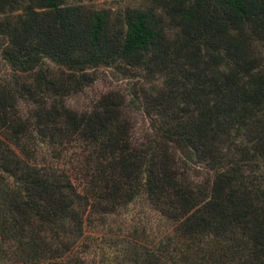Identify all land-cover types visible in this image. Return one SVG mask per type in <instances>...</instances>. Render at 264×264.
Listing matches in <instances>:
<instances>
[{"label": "trees", "instance_id": "1", "mask_svg": "<svg viewBox=\"0 0 264 264\" xmlns=\"http://www.w3.org/2000/svg\"><path fill=\"white\" fill-rule=\"evenodd\" d=\"M72 1L0 0V262L93 264L94 218L143 201L160 225L101 264H264V0ZM123 65L128 99L67 105Z\"/></svg>", "mask_w": 264, "mask_h": 264}, {"label": "rangeland", "instance_id": "2", "mask_svg": "<svg viewBox=\"0 0 264 264\" xmlns=\"http://www.w3.org/2000/svg\"><path fill=\"white\" fill-rule=\"evenodd\" d=\"M148 1L74 0L72 2H79L91 9H107L113 16L119 17L123 15L126 8H144L149 3ZM48 65L50 68L52 67L51 69H56L50 62H48ZM93 72L97 79L82 91L69 96L66 100L67 105L77 112L89 110L100 96L109 91L117 92L128 99L142 84V78H148L143 68H131L126 65H123V67H98ZM10 73L11 70L1 61L0 83L8 79ZM30 107L31 104L22 103L20 110L25 113ZM128 112L130 120L134 122V132L137 137L142 136L146 131H150L149 120L142 112L133 108H128ZM71 152V155L75 156L79 151L74 148L71 149ZM118 212L113 215H105L104 220L94 218L95 221L90 225L88 232L92 233L90 236H93L98 248L92 254L87 255V261H91L93 264H101L106 258L112 256L111 252L118 253L122 249L125 240L130 238L135 227L144 228L147 233H151L160 225L158 215L143 201L131 204L126 209ZM108 241L112 242L110 246H108ZM0 264L7 263L0 262Z\"/></svg>", "mask_w": 264, "mask_h": 264}]
</instances>
